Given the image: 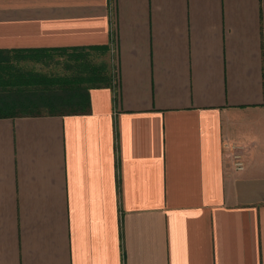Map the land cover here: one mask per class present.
I'll return each mask as SVG.
<instances>
[{
    "label": "crops",
    "instance_id": "0c3cea01",
    "mask_svg": "<svg viewBox=\"0 0 264 264\" xmlns=\"http://www.w3.org/2000/svg\"><path fill=\"white\" fill-rule=\"evenodd\" d=\"M76 49L88 113L0 117V264H264V0H0Z\"/></svg>",
    "mask_w": 264,
    "mask_h": 264
},
{
    "label": "trees",
    "instance_id": "16d2710c",
    "mask_svg": "<svg viewBox=\"0 0 264 264\" xmlns=\"http://www.w3.org/2000/svg\"><path fill=\"white\" fill-rule=\"evenodd\" d=\"M69 55L74 61L69 75L24 71L8 56L41 62L50 54ZM86 49L0 51V117L71 115L90 111V90L104 81V66L94 63ZM8 55V56H7ZM6 57V58H4ZM76 62V63H75Z\"/></svg>",
    "mask_w": 264,
    "mask_h": 264
},
{
    "label": "rangeland",
    "instance_id": "374dc122",
    "mask_svg": "<svg viewBox=\"0 0 264 264\" xmlns=\"http://www.w3.org/2000/svg\"><path fill=\"white\" fill-rule=\"evenodd\" d=\"M12 55L13 54L7 55L10 63L24 71H35L47 75H69L72 73V67L74 66V61L69 55H62L60 53L50 54V56H47V59L41 62L32 60L28 57H11ZM92 60L98 63L102 62L99 57L97 60L95 58ZM1 112H3L2 109H0V113Z\"/></svg>",
    "mask_w": 264,
    "mask_h": 264
},
{
    "label": "built area",
    "instance_id": "2783aa9c",
    "mask_svg": "<svg viewBox=\"0 0 264 264\" xmlns=\"http://www.w3.org/2000/svg\"><path fill=\"white\" fill-rule=\"evenodd\" d=\"M243 166H244L243 162L240 161L239 157H236V162L234 167H236V169L238 170H242Z\"/></svg>",
    "mask_w": 264,
    "mask_h": 264
}]
</instances>
